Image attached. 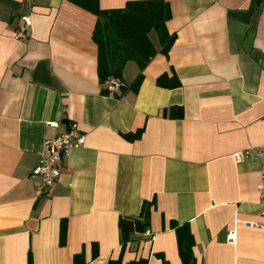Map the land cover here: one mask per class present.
<instances>
[{
    "label": "crops",
    "instance_id": "0c3cea01",
    "mask_svg": "<svg viewBox=\"0 0 264 264\" xmlns=\"http://www.w3.org/2000/svg\"><path fill=\"white\" fill-rule=\"evenodd\" d=\"M163 1L167 54L150 58L137 88L127 61L110 92L93 6L0 0V264H115L118 218L152 198L150 229L119 264H182L174 223L191 231L194 264H264V228L245 224H264V0ZM72 123L84 143L37 194L44 140Z\"/></svg>",
    "mask_w": 264,
    "mask_h": 264
},
{
    "label": "trees",
    "instance_id": "16d2710c",
    "mask_svg": "<svg viewBox=\"0 0 264 264\" xmlns=\"http://www.w3.org/2000/svg\"><path fill=\"white\" fill-rule=\"evenodd\" d=\"M97 0H85L86 5L93 6L97 16L93 31V40L98 47L97 74L100 83L110 77L121 79L122 71L127 61H135L140 72L132 84L137 88L142 79V69L150 58L157 52L167 54L174 36L170 35L165 22L170 18L168 4L163 0H132L126 2L122 8L99 9L94 6ZM154 33L159 44L157 51L150 39ZM164 74L159 76V81ZM174 83L173 85H176ZM174 108H170L171 112ZM173 117H180L173 114ZM141 132L138 133V136ZM155 205L154 198L145 200L140 211L134 216H120L118 230L120 238V254L115 264H119L127 245L150 229V212ZM173 229L176 235L178 253L182 264H194L192 246L194 243L191 231L186 223L175 224ZM159 258H161L159 256ZM162 259V264H169ZM146 260H133L127 264H144Z\"/></svg>",
    "mask_w": 264,
    "mask_h": 264
},
{
    "label": "built area",
    "instance_id": "2783aa9c",
    "mask_svg": "<svg viewBox=\"0 0 264 264\" xmlns=\"http://www.w3.org/2000/svg\"><path fill=\"white\" fill-rule=\"evenodd\" d=\"M16 37H24L23 32H18ZM106 89L110 92L119 91L122 83L118 78L110 77L105 82ZM84 143V134L80 132L76 124H71L66 131L58 136L47 138L44 140V153L39 163L31 170V177L39 179L37 186V194L45 193L57 181L59 176V167L65 156L71 149L78 148ZM250 150L239 151L233 154L236 161L248 156ZM256 153L264 159V145L256 150ZM262 184L264 185V164L261 170ZM247 227L264 228L263 223L246 222ZM235 232L231 231L227 236L228 243H234Z\"/></svg>",
    "mask_w": 264,
    "mask_h": 264
}]
</instances>
